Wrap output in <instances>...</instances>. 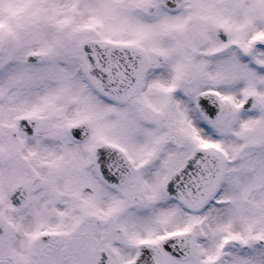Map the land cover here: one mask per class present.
<instances>
[{
	"label": "snow or ice",
	"instance_id": "1",
	"mask_svg": "<svg viewBox=\"0 0 264 264\" xmlns=\"http://www.w3.org/2000/svg\"><path fill=\"white\" fill-rule=\"evenodd\" d=\"M0 264H264V0H0Z\"/></svg>",
	"mask_w": 264,
	"mask_h": 264
}]
</instances>
